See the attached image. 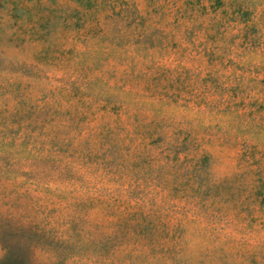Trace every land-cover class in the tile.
Masks as SVG:
<instances>
[{"label":"rangeland","instance_id":"obj_1","mask_svg":"<svg viewBox=\"0 0 264 264\" xmlns=\"http://www.w3.org/2000/svg\"><path fill=\"white\" fill-rule=\"evenodd\" d=\"M0 264H264V0H0Z\"/></svg>","mask_w":264,"mask_h":264},{"label":"trees","instance_id":"obj_2","mask_svg":"<svg viewBox=\"0 0 264 264\" xmlns=\"http://www.w3.org/2000/svg\"><path fill=\"white\" fill-rule=\"evenodd\" d=\"M84 9L91 8L97 0H73ZM101 1V0H98Z\"/></svg>","mask_w":264,"mask_h":264}]
</instances>
